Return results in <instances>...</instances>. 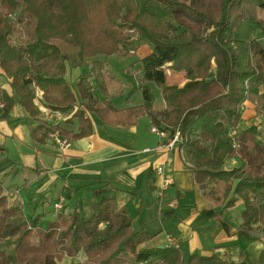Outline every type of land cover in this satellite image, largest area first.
<instances>
[{
    "label": "trees",
    "instance_id": "16d2710c",
    "mask_svg": "<svg viewBox=\"0 0 264 264\" xmlns=\"http://www.w3.org/2000/svg\"><path fill=\"white\" fill-rule=\"evenodd\" d=\"M141 42L174 51L166 69L182 73L185 83L169 85L165 69L144 68L135 87L141 103L117 109L111 99L122 83L99 57L127 56ZM79 67L88 70L72 87L66 72ZM0 70L9 80V89L0 83V121L19 104L37 122L30 130L35 143L48 142L52 131L39 118L32 84L50 110L76 108L77 133L56 128L68 141L91 133L86 113L107 126H135L147 117L160 131L179 132V149L201 189L220 184L225 208L241 200L244 232L264 230V143L251 130L238 131L234 151L226 137L242 120L244 102L264 117V0H0ZM149 84L161 91L160 114L152 110ZM231 157L241 164L225 170ZM3 190L0 183V242L9 240L13 254L0 250V264H59L79 253L83 258L70 264H264V249L255 263L243 261L241 252L232 262L214 254L185 258L172 246L138 249L151 236L133 231L109 195L86 217L62 211L44 222L38 215L26 220Z\"/></svg>",
    "mask_w": 264,
    "mask_h": 264
},
{
    "label": "crops",
    "instance_id": "0c3cea01",
    "mask_svg": "<svg viewBox=\"0 0 264 264\" xmlns=\"http://www.w3.org/2000/svg\"><path fill=\"white\" fill-rule=\"evenodd\" d=\"M82 68L68 70L65 79L68 81V73L76 74V79ZM6 83L2 87L9 89ZM184 83L185 80L179 87ZM126 89L122 87L123 100L119 104L111 99L115 108L141 103L138 91L131 93ZM136 94L140 95L139 103L134 100ZM34 104L40 111V120L52 131L48 142L37 144L31 139L30 130L37 122L28 119L19 104L14 105L6 120L0 121V183L4 189L19 191L17 205L26 220L38 215L44 222L54 221L57 213L52 205L60 197L64 199L65 215L76 211L86 217L103 195H109L115 199V208L126 212L133 231L151 236L138 249L172 246L185 258L214 254L232 262L238 261L241 252L246 263L257 261L264 249V230L253 235L244 232L240 228L241 200L225 208L227 200L222 198L220 184L210 183L201 189L194 182L189 162L184 160L185 151L181 150L182 154L179 148L156 150L165 140L151 131L153 126L147 117L140 118L135 126H107L96 122L92 113H86L91 120V133L74 141L63 139L69 146L62 149L51 135L57 126L77 133L78 119L73 117L76 108L64 114L35 100ZM164 109L163 99L159 104L153 101L154 113L160 114ZM252 112L250 108L245 112L238 131L254 129ZM256 133L258 142L264 143V124ZM146 149L150 152L143 153ZM240 164L237 157L226 158L224 169ZM158 169L161 174H157ZM164 181L169 183L158 196ZM100 191L103 194L95 193ZM82 258L79 253L76 258H63L61 262L70 264Z\"/></svg>",
    "mask_w": 264,
    "mask_h": 264
},
{
    "label": "rangeland",
    "instance_id": "374dc122",
    "mask_svg": "<svg viewBox=\"0 0 264 264\" xmlns=\"http://www.w3.org/2000/svg\"><path fill=\"white\" fill-rule=\"evenodd\" d=\"M19 35H21V32L18 29L16 30V36ZM173 56H174V51L172 50L168 51L162 48L154 49V47L151 44L141 42L138 43L137 49L133 50V53H129V55L127 56L120 57L116 54L111 55L108 58H104L100 56L99 60L105 61L108 65V69H110L114 73V75L118 77L122 85L127 88L126 90H129L131 93H134L137 92L135 87H137L141 83L142 70L147 67L165 69L167 73V84L169 85L174 84L179 86L180 84H182V82L185 80L182 73H173L166 69L167 66L170 64V62L172 61ZM130 65L133 66L128 68ZM86 70H88V68L84 67L79 71L82 73L83 71ZM75 75L76 74H71V73H68L67 75V79L71 83L72 87H74ZM5 78L6 77L3 76L0 72L1 84L7 82ZM5 85L8 84L6 83ZM149 86L151 87L152 93L154 94V100L156 101V104L161 103L162 98L160 95V89H158L153 84H149ZM121 95L122 94H119L112 98L114 99L115 104H119L120 101L123 100L120 99ZM134 100L136 101V103H139L140 95L136 94ZM252 131L256 133V130L252 129ZM53 203L54 201H52L50 204L52 205ZM0 250L4 251L6 254L9 255L13 254V247L9 240L0 242ZM60 264H69V263L64 261L61 262Z\"/></svg>",
    "mask_w": 264,
    "mask_h": 264
},
{
    "label": "built area",
    "instance_id": "2783aa9c",
    "mask_svg": "<svg viewBox=\"0 0 264 264\" xmlns=\"http://www.w3.org/2000/svg\"><path fill=\"white\" fill-rule=\"evenodd\" d=\"M130 53H133L132 51ZM32 87L35 89V102L40 104V100L42 97L43 92L36 88L34 86V84H32ZM2 109H3V103L0 101V114L2 113ZM42 111H44L45 113H49V111L45 110V108L42 107ZM249 110V105L244 102L241 106H240V113L242 114V117H244L245 112ZM58 117H60L59 115L56 116L57 120L59 119ZM253 127L255 130H261L263 124H264V117L261 114H255L253 113ZM54 131V129H53ZM151 131L153 133H155L156 135H158L160 138H163L165 140V142L158 146L156 148V150H160L162 148L167 149L168 151H171L173 149L179 148V144L181 142V137L179 135V132L175 131L173 132V134H169L168 132H164V131H160L159 129L153 127L151 129ZM238 130L237 129H230L227 134L226 137L229 140L230 144H231V148L234 151H237L238 149H240V142L238 140ZM52 139L54 140V142L60 146L62 149H65L69 146V143L66 140H63L61 138H59L58 134L56 131L53 132V134L51 135ZM179 151L182 153V151L179 149ZM150 152V149H146L143 150V153H147ZM162 170L158 169L157 170V174H161ZM168 181H164L162 183V186L160 188V193H158V196L162 195V193L165 191L167 185H168ZM3 195L7 198L8 202L10 205H17V199L19 197V191H11V190H7L4 189L3 190ZM63 203H64V199L62 197H60L53 205V211L55 213H60L63 211Z\"/></svg>",
    "mask_w": 264,
    "mask_h": 264
}]
</instances>
